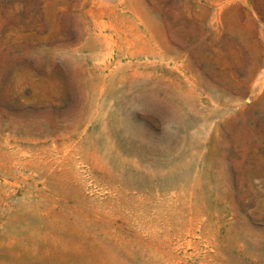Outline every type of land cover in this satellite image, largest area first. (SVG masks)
<instances>
[{"label": "rangeland", "instance_id": "1", "mask_svg": "<svg viewBox=\"0 0 264 264\" xmlns=\"http://www.w3.org/2000/svg\"><path fill=\"white\" fill-rule=\"evenodd\" d=\"M0 264H264V0H0Z\"/></svg>", "mask_w": 264, "mask_h": 264}]
</instances>
